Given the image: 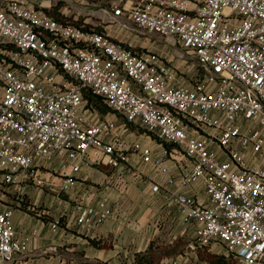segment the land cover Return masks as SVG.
<instances>
[{"label":"built area","instance_id":"2783aa9c","mask_svg":"<svg viewBox=\"0 0 264 264\" xmlns=\"http://www.w3.org/2000/svg\"><path fill=\"white\" fill-rule=\"evenodd\" d=\"M110 10L122 29L173 37L202 75L187 80L157 52L136 51L102 30L60 20L31 0H1L3 180L21 193L25 183L46 184L42 164L69 159L62 191L78 184L91 151L103 164L127 163L123 124L93 121L86 96H97L124 124L159 140V154L127 146L139 149L144 161L160 165L171 147L192 160L182 185L201 179L206 199L164 194L194 225L192 244L217 243L239 264H264V0H115ZM73 212L77 225L92 231L113 207L104 195L75 203ZM29 244L14 210L0 211V264H14Z\"/></svg>","mask_w":264,"mask_h":264},{"label":"crops","instance_id":"0c3cea01","mask_svg":"<svg viewBox=\"0 0 264 264\" xmlns=\"http://www.w3.org/2000/svg\"><path fill=\"white\" fill-rule=\"evenodd\" d=\"M31 1L65 19L71 17L69 10L74 8L79 12L87 3L90 9L97 10L102 0ZM108 12V19L121 30L118 36L128 38L124 34L127 30L117 22L119 18L111 10ZM86 23L85 26L93 27L91 22L86 20ZM118 36L111 35L122 42ZM133 40L139 42L142 50L146 47L150 50L147 37L134 36ZM183 71L187 72V67ZM92 111L95 122L114 119L123 124L120 134L129 152V161L116 167L106 165L100 162L99 152L91 151L77 173L75 187L62 191L58 188L71 172L73 161L69 159L39 167L44 185L25 183L21 193L15 185H7L0 192V211L12 208L19 234L30 237L28 251L16 257L14 264H137L139 258L144 264H205L198 256L200 246L192 244L194 225L164 196L167 192H183L195 195L200 201L206 199L201 179L189 187L182 185V177L191 170L192 160L171 147L170 155L160 165L146 162L139 149H127V146L139 144L159 154L163 147L159 140L137 124H124L123 117L112 111L97 108ZM245 156L249 164H256L251 153ZM155 185L161 190L154 191ZM104 195L111 200L112 215L92 231L78 226L73 212L75 203H94Z\"/></svg>","mask_w":264,"mask_h":264},{"label":"rangeland","instance_id":"374dc122","mask_svg":"<svg viewBox=\"0 0 264 264\" xmlns=\"http://www.w3.org/2000/svg\"><path fill=\"white\" fill-rule=\"evenodd\" d=\"M109 1L113 3L114 0H102L99 7L97 6V10L90 9L89 3L84 4V7H82L79 12L75 11V9L73 8L68 11L71 17L67 18L74 23L76 21L83 22L81 24L84 25L87 24V20L88 22L92 23L93 28L98 30L103 29V31L107 34L108 32H110L112 36L117 37V32H120L121 30H119L117 25L111 20H109L107 17V15L109 14L108 11L110 10L108 6L111 7ZM89 17H92V20H89ZM124 34L128 35V38L118 36V38H120V40L122 41V44L127 45L136 51L157 52L167 64H169L172 68H174V70H176L181 76L185 77L187 80L193 81L202 75L203 71L201 67L197 64L196 59L191 56L188 51L183 49L181 44H179V42H177L173 37L160 35L158 33L149 32L139 28L124 31ZM134 36L147 37L149 42L151 43V46L148 47L150 50H148L147 47L142 50V47L140 46L139 42L133 40ZM184 67H187L188 73L183 72ZM7 185L9 184H7L3 180L2 176H0V192L5 190V187H7ZM198 256L200 260L205 264H239L237 259L233 255L228 253L225 248L219 244L200 246L198 248Z\"/></svg>","mask_w":264,"mask_h":264},{"label":"trees","instance_id":"16d2710c","mask_svg":"<svg viewBox=\"0 0 264 264\" xmlns=\"http://www.w3.org/2000/svg\"><path fill=\"white\" fill-rule=\"evenodd\" d=\"M49 14L53 15L52 12H48ZM54 16V15H53ZM56 18L60 20H64L62 17L55 16ZM67 19V18H65ZM75 24H81L80 22L76 21ZM89 27V26H86ZM86 98L88 99L89 106H92V108H97L101 111L107 112L111 111V109L108 107V105L103 101L102 98L93 96V95H87ZM33 210V209H32ZM34 211V210H33ZM37 212V210H35ZM137 264H144L143 260L141 258L138 259Z\"/></svg>","mask_w":264,"mask_h":264}]
</instances>
